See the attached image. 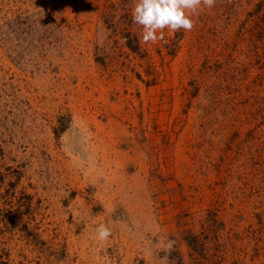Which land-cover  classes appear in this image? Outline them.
Segmentation results:
<instances>
[{
	"label": "rangeland",
	"instance_id": "rangeland-1",
	"mask_svg": "<svg viewBox=\"0 0 264 264\" xmlns=\"http://www.w3.org/2000/svg\"><path fill=\"white\" fill-rule=\"evenodd\" d=\"M133 4L0 0V264H264V0Z\"/></svg>",
	"mask_w": 264,
	"mask_h": 264
},
{
	"label": "clouds",
	"instance_id": "clouds-1",
	"mask_svg": "<svg viewBox=\"0 0 264 264\" xmlns=\"http://www.w3.org/2000/svg\"><path fill=\"white\" fill-rule=\"evenodd\" d=\"M215 0H134L131 9L132 22L141 28V41L144 44L164 40L165 29L172 33L191 31L202 8L211 9ZM159 34V35H158ZM96 238L105 241L111 236V229L100 225L95 229ZM175 241L165 238L161 247L167 255L161 264H167L168 256L174 249Z\"/></svg>",
	"mask_w": 264,
	"mask_h": 264
}]
</instances>
